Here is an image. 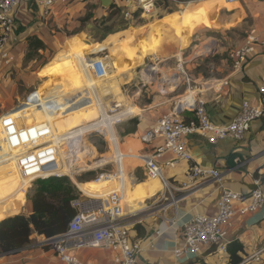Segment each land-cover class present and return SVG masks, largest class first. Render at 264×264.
Listing matches in <instances>:
<instances>
[{
    "label": "crops",
    "instance_id": "obj_1",
    "mask_svg": "<svg viewBox=\"0 0 264 264\" xmlns=\"http://www.w3.org/2000/svg\"><path fill=\"white\" fill-rule=\"evenodd\" d=\"M237 4L244 8L249 25L245 36L235 47L240 46L248 35L264 41V0H238ZM42 12V8L34 0H22L20 3L15 13L10 39V55L14 63L12 68L24 54L29 53V38L38 39L44 46V50L32 54L60 46L65 48L74 43L75 39L69 41L68 36L74 35L87 15L90 14L95 19L110 13L101 6L100 0H73L65 7L55 6L53 14L48 18H44ZM12 68L0 70V116L11 111L8 109L11 100L19 97V89L11 78ZM209 75L205 78L198 74L196 77L190 76V79L195 86L192 85L197 97L205 104L206 114L212 124L228 125L239 112L243 102L252 106L263 104L264 94L259 92V88L264 87L262 50H257L248 60L243 73L233 72L227 58H221ZM224 82L227 84L223 85ZM158 116L159 110L146 109L140 117L132 121L134 127L130 137L133 142L131 147H128V150L132 151L130 153H133L132 158L128 159L131 164H140L134 157L137 153L151 158L156 148L162 145L160 140L148 145H141L137 140L143 131L156 123ZM176 116L185 121L192 118L189 112ZM186 149L191 156L189 161L175 160L174 156L168 153L156 159L172 189L163 190L161 184L154 182V193L146 190L147 195L142 202L131 201V210L124 215L123 221L129 227L130 237L138 241L142 249L137 264H229L226 250L229 244L242 246L243 252L239 254L242 262L248 260L246 264H264V204L254 213L243 216L237 213L225 241L203 247L199 254L180 261L175 260L173 256L174 249L181 246V231L184 225L197 215L214 216L224 190L248 195L254 189V182L259 181L264 191V123L254 122L250 131L240 141L225 138L215 145H210L204 137L193 134L186 138ZM167 162H173V166L166 167ZM193 167H198L204 172L218 171L220 181L205 175L189 183L187 173ZM133 169H138L145 177L141 165ZM133 186L136 192L146 185ZM9 187L5 191H8ZM81 193L85 195L82 191ZM2 197L0 205L7 201L6 195ZM123 200L129 202L125 188ZM31 212L32 205L29 200L24 203L20 214L28 216ZM135 225H139L138 232L134 229ZM44 239L46 238L43 236L32 234L28 246L16 254L0 257V264H64L52 252L42 248ZM255 254L258 260H249ZM76 255L81 262L91 264H114L115 258L114 253L101 247L80 250Z\"/></svg>",
    "mask_w": 264,
    "mask_h": 264
},
{
    "label": "rangeland",
    "instance_id": "obj_2",
    "mask_svg": "<svg viewBox=\"0 0 264 264\" xmlns=\"http://www.w3.org/2000/svg\"><path fill=\"white\" fill-rule=\"evenodd\" d=\"M127 10L131 16L129 18H126L122 11L114 10L95 19L89 14L74 35L68 36L69 41L76 40L74 43L65 48L60 46L39 53L24 54L11 70V78L19 89V97L11 100L8 109L12 112L29 107L28 124L47 122L42 114V107H36V94H41L43 98L54 97L44 104V107L48 111V119L53 123L50 125L51 129H57L55 134H60V129L65 130L64 124L77 107L72 99V91L82 86L79 69L71 59L72 53L83 51L90 57H107L105 62L106 66L110 65L107 66L110 72L104 80H96L95 88L109 116H115L127 107L133 110L132 115L121 117L112 124L120 149L126 153L133 142L130 137L134 127L132 121L140 117L143 110H159V118L171 112L174 115L185 112L193 114V97L196 92L187 99L186 87L178 90H161L160 87L159 79L176 71L179 64L177 60L181 61L189 77L202 74L207 78L221 58H227L228 52L245 36L249 25L241 4L227 5L225 0H193L189 3L155 0V8L148 15H142L139 10L134 11L132 8ZM148 68L155 70L152 76L144 72ZM86 83L88 86L89 80H86ZM32 94L34 96L31 98ZM88 99L92 100V97L88 95L83 103L88 104ZM118 103L122 106L115 108ZM19 106L20 108L13 110ZM8 122L25 124L18 117H12ZM102 130L90 132L82 138L81 154H85V159L79 164L81 167L89 166V169H92L91 165L113 155L107 133ZM2 139L0 127V154L10 157ZM124 165L125 189L129 201L141 203L147 195L145 191L154 193V182L159 185L160 182L146 180L141 171L133 169L140 164L126 162ZM110 169L108 167L90 170L76 179V186L88 185L99 174ZM16 173L13 162L0 166L1 199L2 195L7 196L10 193V190L5 191L9 185L14 186V189L22 186L16 179ZM70 183L74 194L82 195L78 187L71 181ZM133 184L146 186L135 192ZM39 186L40 182H34L32 185L28 183L25 188L22 187L25 202L30 200ZM130 206L123 200L124 215L131 210Z\"/></svg>",
    "mask_w": 264,
    "mask_h": 264
},
{
    "label": "built area",
    "instance_id": "obj_3",
    "mask_svg": "<svg viewBox=\"0 0 264 264\" xmlns=\"http://www.w3.org/2000/svg\"><path fill=\"white\" fill-rule=\"evenodd\" d=\"M42 8V16L50 17L55 6L65 7L73 0H34ZM22 0H0V70L12 68L13 57L10 52V39L14 28L15 13ZM113 10L122 11L126 18L131 17L129 8L139 10L142 15L150 14L155 8V0H112ZM227 5L238 3V0H225ZM125 10V11H124ZM262 50L264 41L248 35L240 46L231 49L227 60L235 73H243L248 60ZM83 61L81 68L96 80L107 77L106 58L90 57ZM176 71L172 73L167 86L161 84V90L186 87L187 97H192L196 90L178 59ZM224 82L223 85H226ZM264 94V87L259 88ZM34 94L30 97L32 98ZM193 114L188 121L182 120L173 112L161 116L154 125L143 131L137 138L141 145H148L155 140L162 141L156 148L153 157L148 158L137 153L134 157L144 169L146 179L157 180L163 190H171L172 186L164 178L162 167L156 159L168 153L175 160L189 161L190 154L186 149V138L193 134L204 137L208 144L229 138L232 141L242 140L250 131L254 122L264 123V102L260 106H252L243 102L239 112L226 126L212 124L206 114L203 100L193 97ZM30 98H28L29 100ZM179 114V113H177ZM22 122V121H21ZM3 143L10 151L19 177L24 181H47L49 179H68L76 186V179L90 170L106 169L92 181L106 183L111 187L105 197L76 196L70 206L74 210L66 231L52 238L44 239L42 248L52 252L64 264H91L79 260L76 253L88 248H105L115 254L114 264H137L141 246L129 235V227L123 221L122 195L125 188V169L122 165L123 156L112 149L113 155L100 164L81 167L85 159L81 138L76 136L55 138L48 122L21 124L8 122L2 129ZM84 157V158H83ZM87 157V156H86ZM83 158V159H82ZM166 167H172L173 162H167ZM209 176L220 181V173L215 170L201 171L198 167L188 170L187 181L193 183L200 176ZM77 187V186H76ZM29 187H27L28 189ZM26 189V190H27ZM264 204V191L259 181L254 182V189L248 195H239L224 190L217 203L214 216L197 215L184 225L181 231V246L173 251L175 260L180 261L188 256L200 253L203 247L223 242L227 239L235 215H247L258 211ZM237 207V208H236ZM224 251V248H222ZM258 260L257 254L249 260ZM248 260L240 264H246Z\"/></svg>",
    "mask_w": 264,
    "mask_h": 264
},
{
    "label": "bare ground",
    "instance_id": "obj_4",
    "mask_svg": "<svg viewBox=\"0 0 264 264\" xmlns=\"http://www.w3.org/2000/svg\"><path fill=\"white\" fill-rule=\"evenodd\" d=\"M86 56L87 54L83 51H75L71 55L72 62L79 69L78 73H79V78L82 82V86L72 91V96H73L72 99L74 100L77 107H75L76 110L72 109L73 111L71 112L70 118L64 124L65 130L60 129L61 133L56 135L55 132L57 129L56 130L52 129L53 135L55 138L62 137V136L64 137L76 136L78 137V140L79 138H81L80 141H82V138L84 137V135L90 132L96 131L98 129H103L102 131L107 133V138L109 139V142L111 143L112 148L116 150V152H119L120 155L123 156L122 165H124V163L129 162L128 159L132 158L133 153L132 154L130 153L132 152L130 151L131 149L129 150L127 149L126 153L122 152V150L120 149V145L118 143V139L116 138L117 136H115L114 134L115 132L112 129V124L115 120L121 117L132 115L133 110L130 107H127L125 110L121 111L119 114L115 116H109L105 112L102 106L101 97L99 96L95 88L97 86L95 85L96 79H94L88 73L83 71V69L81 68L83 61L87 60ZM107 66L110 67L109 64H107ZM154 71L155 70L153 68H148L147 70H144V72L148 74V76H152ZM109 72L110 70L108 71L107 69V77H108ZM171 75L172 74L164 75L161 77V79H159L160 84L164 85L163 87L167 86L168 81L171 79ZM86 80H89L88 86H87ZM36 95L37 97L36 96L35 97L38 98L36 107L37 108L42 107L41 108L42 114L48 120L47 122L49 123V125H53L52 121L48 119V116H47L48 111L45 109L44 104L53 100L54 97L43 98L39 94H36ZM88 95L90 98L92 97V100L88 99V104H84L83 102L87 100ZM69 98H70V95H69ZM188 98H191V97H187V99ZM121 106L122 105L118 103L115 106V108H120ZM29 113H30L29 107H26V108H21V109L12 111L10 114H5L1 116L0 117L1 130L12 117L13 118L18 117L19 119H21L22 122H24L25 124H28L27 118H28ZM9 154L10 153L8 151V155ZM8 162H13V161L10 157L0 154V166ZM100 163L101 161L98 164ZM16 179L22 183V186L21 187L19 186L16 189H14L13 188L14 186H13L8 189L10 190V193L7 194L6 196L7 201L3 203L2 205H0L1 219L19 214L21 212V209L24 206L25 201L23 198V192H24L23 189L25 188L24 186H26L29 183V181H24L23 179H21L19 177L18 172L16 173ZM77 186L86 196H89V197H105L111 190V187L108 184L102 183L101 181L99 183L91 181V183L88 185L77 184ZM9 202L11 203L8 204ZM130 202L131 201L129 202L126 201V205L128 204L131 205Z\"/></svg>",
    "mask_w": 264,
    "mask_h": 264
},
{
    "label": "trees",
    "instance_id": "obj_5",
    "mask_svg": "<svg viewBox=\"0 0 264 264\" xmlns=\"http://www.w3.org/2000/svg\"><path fill=\"white\" fill-rule=\"evenodd\" d=\"M189 3L193 0H164V2ZM115 5L108 10L113 11ZM118 11V10H114ZM44 50L36 38L28 39L30 53ZM89 173V172H88ZM87 174V173H86ZM40 186L30 197L32 212L30 215H13L0 220V257L18 253L30 244L32 234L52 238L63 234L74 215L70 202L76 197L68 179H49L39 181ZM134 229L138 232L139 225ZM229 264H240L241 245L229 244L226 247Z\"/></svg>",
    "mask_w": 264,
    "mask_h": 264
},
{
    "label": "water",
    "instance_id": "obj_6",
    "mask_svg": "<svg viewBox=\"0 0 264 264\" xmlns=\"http://www.w3.org/2000/svg\"><path fill=\"white\" fill-rule=\"evenodd\" d=\"M100 3H101V6L105 9H109L111 7V5L113 4L112 0H100ZM179 86H180V84H179ZM179 86L177 88H175V90H178ZM18 108H20V106L17 108H14L13 110L18 109Z\"/></svg>",
    "mask_w": 264,
    "mask_h": 264
}]
</instances>
